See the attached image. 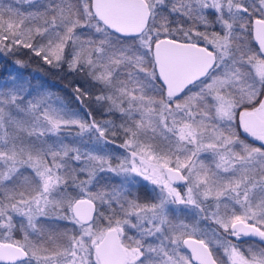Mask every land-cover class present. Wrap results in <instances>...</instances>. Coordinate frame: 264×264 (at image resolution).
<instances>
[{"label": "snow or ice", "instance_id": "1", "mask_svg": "<svg viewBox=\"0 0 264 264\" xmlns=\"http://www.w3.org/2000/svg\"><path fill=\"white\" fill-rule=\"evenodd\" d=\"M0 264H264V0H0Z\"/></svg>", "mask_w": 264, "mask_h": 264}, {"label": "trees", "instance_id": "2", "mask_svg": "<svg viewBox=\"0 0 264 264\" xmlns=\"http://www.w3.org/2000/svg\"><path fill=\"white\" fill-rule=\"evenodd\" d=\"M27 66L17 68L12 61L7 63L0 61V79H8L7 72L13 71L22 74L24 79H29L33 84L44 83L53 91L62 90L59 94L64 95L70 93L71 89L66 87L67 80H61L58 75H53L51 72L42 69L35 60H30L28 57H23Z\"/></svg>", "mask_w": 264, "mask_h": 264}]
</instances>
